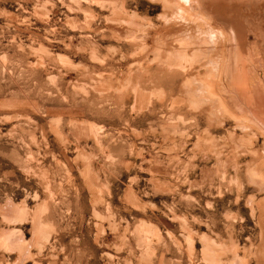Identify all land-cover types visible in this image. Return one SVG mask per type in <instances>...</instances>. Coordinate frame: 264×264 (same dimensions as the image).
<instances>
[{"label": "rangeland", "instance_id": "1", "mask_svg": "<svg viewBox=\"0 0 264 264\" xmlns=\"http://www.w3.org/2000/svg\"><path fill=\"white\" fill-rule=\"evenodd\" d=\"M197 1L0 0V264H264V85L190 5L252 58L264 6Z\"/></svg>", "mask_w": 264, "mask_h": 264}, {"label": "bare ground", "instance_id": "2", "mask_svg": "<svg viewBox=\"0 0 264 264\" xmlns=\"http://www.w3.org/2000/svg\"><path fill=\"white\" fill-rule=\"evenodd\" d=\"M192 1V0H191ZM208 1V0H207ZM236 1L237 2H239V4L241 3V4H243V6L245 5V7L247 6V7H249V8H253V7H255V8H258L260 5H261V7H262V5L264 6V3H262V2H256V0H235V3H236ZM261 1V0H260ZM168 2H170V0H168ZM195 2V1H194ZM196 2H198L197 0H196ZM172 3V2H171ZM190 3V2H189ZM192 3V2H191ZM206 3V2H205ZM187 6V5H186ZM190 6H192L194 9H196V11H197V13L196 14H198V16H199V23L200 24H203L204 26H205V29L210 33V35H211V37H213L214 39H215V41L217 42L216 43V45H218L219 46V48L221 47V49L222 50H224L225 51V57H224V60L222 59V61L220 62V60L218 61V64H219V62H220V64L222 65V67H223V69H222V67H221V69H222V72L220 73V72H217V76H216V71H215V73H213V74H215V76H216V78H217V80L220 82V84H227L228 82L229 83H231V86L233 85V87L238 91H240V88L241 89H243V85H242V81L244 82V79L245 78H247L246 76L248 75V73H247V71L245 72V70H242V68H241V71H239L237 68V72H236V74L237 73H239V77H240V79H243V80H239V81H236V79L238 78L237 76H236V74H235V72H234V75L231 73L232 72V68H231V66L232 65H236V63L235 62H237V63H239V66H244V65H250V66H252L253 67V69L254 70H258L260 73H259V76H261L260 78H261V80L260 79H258V82H259V80H260V82H262V84L264 85V25H263V27H261L260 28V32H261V35L259 36V37H261V39H262V42H263V46L261 47V48H263L262 50H261V52H260V55L258 54V57H255V58H252L251 57V55H249L248 53H244L243 55H242V51H241V48H240V44H242L243 43V40L245 39V37H244V35H243V33H242V36L240 35L241 33H240V31L238 30V28H235L234 26H232V25H228L227 23H224L225 22V20H224V22L222 21L223 19H227V20H233L232 18L230 19V18H227V17H224V15H222L223 17H220L221 15H219V14H217V10H216V7H214V8H212L213 10H215L216 12H214L213 10H211V13L209 14V13H207L206 11H205V9H203V5L201 4V2L199 1V3H197V6H196V4L193 6V5H190ZM172 7H174V5L172 6ZM208 7H209V4H208ZM211 7H213V5H211ZM170 8V7H169ZM178 8H179V6H178ZM177 8V9H178ZM191 9V8H190ZM189 8L187 9L188 11L190 10ZM211 9V8H210ZM224 9H227V6H225L224 5ZM180 10H182V9H180ZM249 10V9H248ZM172 11V10H171ZM183 11V10H182ZM250 12V11H249ZM248 14V13H247ZM249 15V14H248ZM233 17V16H232ZM263 17V16H262ZM193 18H196V17H193ZM222 18V19H221ZM177 20V19H176ZM179 20H180V18H179ZM194 20H196V19H194ZM198 20V19H197ZM192 23V22H191ZM191 23H189V25L191 24ZM198 23V22H197ZM193 24V23H192ZM259 24H260V22H259ZM262 24V23H261ZM260 24V25H261ZM180 25V24H179ZM179 25H177V26H179ZM182 25H184V24H182ZM188 25V26H189ZM186 26V25H185ZM258 26V25H257ZM196 27V26H195ZM181 28V27H180ZM190 28H192L191 26H190ZM184 29H185V27H184ZM193 30H195V28H192ZM250 29V28H249ZM259 29V28H258ZM183 30V29H182ZM197 31H198V29H197ZM197 31H195V32H197ZM200 31V30H199ZM206 32V31H205ZM205 32H202V33H205ZM186 33H188V32H186ZM191 33V32H190ZM207 33V32H206ZM246 33V32H245ZM256 33V32H255ZM181 34V33H180ZM180 34H179V36H180ZM200 34V33H199ZM257 34V33H256ZM189 35V34H188ZM203 35V34H202ZM208 35V34H207ZM206 35V36H207ZM252 35V34H251ZM255 35V34H254ZM257 36V35H256ZM194 37H195V35H194ZM209 37V36H208ZM249 37H250V35H249ZM187 38V37H186ZM188 38H189V36H188ZM187 38V39H188ZM205 38V37H204ZM203 38V39H204ZM252 38V37H251ZM190 39V38H189ZM193 39V38H192ZM196 39H198V38H196ZM195 39V40H196ZM248 40V39H247ZM189 41H191V40H189ZM197 41V40H196ZM199 41V40H198ZM201 41V40H200ZM213 41V40H212ZM214 41V42H215ZM183 42V41H182ZM185 42V41H184ZM183 42V43H184ZM257 42V41H256ZM187 43V42H186ZM185 43V44H186ZM261 43V42H260ZM180 44V43H179ZM246 44V43H245ZM245 44H244V46H245ZM183 46H184V44H182ZM196 45V44H195ZM258 45V44H257ZM188 46H189V44H188ZM197 46V45H196ZM218 46H217V48H218ZM259 46V45H258ZM256 47V48H259L260 49V46L259 47ZM202 47V46H201ZM198 48H199V46H198ZM208 48V47H207ZM188 49H190V48H188ZM187 49V50H188ZM248 49V48H247ZM251 49V48H250ZM184 50H185V48H184ZM190 50H192V49H190ZM194 50H196V48L194 49ZM205 53H207L206 51H204ZM204 52H203V54H204ZM208 52H209V49H208ZM213 52V51H212ZM212 52H211V54H212ZM217 52H219V51H217ZM236 52H238V54H236V56H237V58H236V60H235V57L233 56L232 57V55L231 54H235ZM256 52V51H255ZM187 53V52H186ZM194 53V52H193ZM214 53H215V51H214ZM202 54V55H203ZM210 54V55H211ZM217 54V53H216ZM215 54V55H216ZM200 55V54H199ZM197 56V57H200V56ZM210 55H208L209 56V59H210ZM213 55V54H212ZM203 56H205V55H203ZM218 56V55H217ZM202 57V56H201ZM212 57V56H211ZM204 58V57H203ZM202 59V58H201ZM205 60H207V58H204ZM208 59V60H209ZM233 59V60H232ZM199 61H201L202 62V60H199ZM204 61V60H203ZM200 62V63H201ZM211 62V61H210ZM214 62V61H213ZM216 62H217V60H216ZM215 63V62H214ZM235 63V64H234ZM202 64V63H201ZM206 64H207V62H206ZM209 64V63H208ZM220 65V66H221ZM254 65V66H253ZM210 66H212V65H210ZM238 66V65H237ZM204 67V66H203ZM233 67V66H232ZM218 69L217 70H219L220 68L219 67H217ZM203 69V68H202ZM209 69V68H208ZM249 69V68H248ZM251 69V68H250ZM231 70V71H230ZM253 70V71H254ZM236 71V70H235ZM205 72H208L207 70L205 71ZM204 72V73H205ZM210 72V71H209ZM212 72H214V71H212ZM250 72V71H249ZM199 73V72H198ZM211 73V72H210ZM247 73V74H246ZM253 73V72H252ZM238 75V74H237ZM197 76H199L198 74H197ZM233 76V77H232ZM257 76H258V74H257ZM236 77V78H235ZM252 77V76H251ZM235 78V79H234ZM255 80V79H254ZM241 81V82H240ZM257 82V83H258ZM260 82H259V85H260ZM233 83V84H232ZM246 83V82H245ZM245 83H244V85H245ZM229 85V84H228ZM257 84H255V86H256ZM259 85H258V87H254L255 89H254V92H243V94H242V92L240 91V93H241V98L245 101V104H246V106H245V109L246 110H248L250 113H255L256 115H258V112L256 111V107L258 106H255L254 104H256V102L255 101H258V103H259V101H261V95H260V87H259ZM226 86V85H225ZM262 86V85H261ZM232 88V87H231ZM233 88V89H234ZM252 88V87H251ZM227 89V88H226ZM226 89H224L225 91H226ZM227 90H229V89H227ZM232 90V89H231ZM236 90H234V92H236L237 93V91ZM239 91H238V94H240L239 93ZM222 92H223V90H222ZM222 92H220V94L222 93ZM227 92V91H226ZM232 92V91H231ZM211 93V92H210ZM230 92H228V95L230 96V94H229ZM212 95V94H211ZM231 95H235V96H238V95H236V94H231ZM239 96V97H240ZM222 98H224V97H222ZM225 99V98H224ZM233 99V98H232ZM241 100V99H240ZM225 104V103H224ZM243 104V103H242ZM228 106H230V105H228ZM227 108V107H226ZM233 108V107H232ZM228 109V108H227ZM231 109V108H230ZM244 109V108H243ZM244 109V110H245ZM258 109V108H257ZM246 110L244 111V112H246ZM244 112H243V114H244ZM249 112H247L248 114H249ZM212 113V112H211ZM246 115V114H245ZM251 115V114H250ZM263 115V114H262ZM259 116V115H258ZM257 116V117H258ZM259 118V117H258ZM263 118V117H262ZM264 119V118H263Z\"/></svg>", "mask_w": 264, "mask_h": 264}]
</instances>
